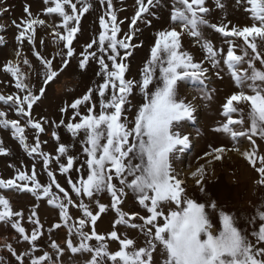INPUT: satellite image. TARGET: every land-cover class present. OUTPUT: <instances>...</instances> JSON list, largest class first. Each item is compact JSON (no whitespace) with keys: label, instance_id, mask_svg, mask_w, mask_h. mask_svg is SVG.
I'll list each match as a JSON object with an SVG mask.
<instances>
[{"label":"snow or ice","instance_id":"6c2138e0","mask_svg":"<svg viewBox=\"0 0 264 264\" xmlns=\"http://www.w3.org/2000/svg\"><path fill=\"white\" fill-rule=\"evenodd\" d=\"M236 2L243 5L247 19L251 21L249 24L210 23L206 0H175L170 14L171 23L155 33L139 79H129L126 76L129 58L141 46L132 43L139 30L138 22L150 24L147 17L154 14L152 9L158 7L161 0H136L137 7L130 20L129 31L122 38L113 0H99L100 5L106 6L98 21L100 31L79 53L78 68L85 70L90 61H94L99 65L97 75L100 81L89 87L80 98L61 108L64 113L72 112L71 122L61 120L56 125H64L73 137L84 134V160L77 166L78 158L64 144L58 143L55 154L42 150L40 134L46 130V121L34 119L32 108L44 96L46 86L77 55L73 41L81 33V21L92 4L89 0H43L45 13L61 20L53 27L52 33L54 43L62 44L56 54L61 56L60 66L54 67L55 57L46 59L40 51H35L36 59L43 66L44 80L42 86L33 92L27 82L28 73L21 67V64L29 68L32 65L27 58L21 59V51L16 52V61L7 62L3 71L15 79V87L22 95H0V103L25 119L23 123L20 119L11 120L7 118L6 111H0V127L10 129L29 156L42 160V168L47 172L50 183H42L38 179L34 166L30 172L17 169L13 178H0V190L28 193L36 201L43 200L57 209L59 222L52 228L66 227L70 234L79 236L78 246L70 238L66 239V249L74 255L89 253L87 264H107V261L112 264H153V254L158 248L162 264H264V247H257L250 241L237 224L236 217L218 208L214 201L205 204L189 198L183 187L185 182L178 177L172 164L177 154L191 147L189 136L180 131L183 122L196 123V107L180 97V82L190 80L197 83L201 86L202 99L213 98L206 84L209 69L182 50L181 38L187 34L200 45L205 54L203 61L218 69L215 75L223 79L221 72L226 70L236 89L224 98L220 115L225 119L213 130L236 144L243 140L250 142V150L242 155L258 173L257 183L264 185V154L259 153L255 139L258 137L264 141V0ZM216 3L223 8L222 0H216ZM7 10L0 11V16ZM25 12L27 18L19 23L12 21L19 33L16 40L21 45L27 40L35 47L36 27L44 26L45 20L33 16L27 7ZM205 29H211L224 38L228 45L226 52L217 49L206 38ZM3 30L4 26L0 25V31ZM4 43V37L0 36V45ZM154 84L156 86L152 90L150 86ZM136 89L142 95L143 103L136 106L132 119H129L130 97ZM241 105L247 107V112ZM81 106L86 107V113H81ZM26 128L34 132L33 144L27 142ZM52 136L59 141L56 132H52ZM232 150L240 149L234 147ZM225 151L224 147H218L207 155L220 160ZM6 155L9 151L0 141V156ZM134 158L138 163H133ZM52 163L58 166L56 170L50 167ZM74 168L79 173L77 180L68 175ZM57 170L65 176L70 190L57 180ZM204 171L201 167L193 173L197 184L202 183ZM129 192L146 215L128 213L120 207ZM102 193L110 196L108 205L100 202ZM85 197L90 203L84 202ZM170 205L175 207H169L166 213L164 208ZM38 207L34 203L27 217L33 225L29 233L22 225L25 219L23 211L13 210L10 200L0 195V223L15 229L33 252L43 235ZM70 207L78 208L82 213L81 218L72 224H69L73 219L69 214ZM109 209L116 216L113 230L100 234L96 231L97 221ZM217 212L221 228L214 234L212 216ZM259 219L264 221V210L259 211ZM118 226L138 229L145 237V246L137 248L133 239L117 231ZM85 228L89 231H84ZM91 240L97 241V245L88 243ZM256 240L264 244V227L259 228ZM108 241L118 242L119 249L110 252ZM7 248L18 264H25V256L30 255L27 251L20 255L11 245ZM51 248L55 255L47 252L41 256L32 255L30 264H60L58 257L65 249L55 241L51 242Z\"/></svg>","mask_w":264,"mask_h":264},{"label":"rangeland","instance_id":"374dc122","mask_svg":"<svg viewBox=\"0 0 264 264\" xmlns=\"http://www.w3.org/2000/svg\"><path fill=\"white\" fill-rule=\"evenodd\" d=\"M89 2L92 4V8L83 17L81 21L82 31L73 41V47L77 55L71 59L68 67L46 86L44 96L32 108V116L34 119L46 121L44 123L46 130L40 134L42 150L49 154H55L58 143L64 144L69 148V152L78 158L77 166L82 164L84 160V154L82 152L84 134L81 133L79 136L73 137L64 125H60V127L56 125L61 120H64L65 123L71 122L72 112L64 113L61 111V108L74 99L80 98L89 87H92L94 83L100 81V77L97 75L99 65L94 61H90L85 70L78 68L79 53L92 38L98 35L100 31L98 23L99 17L104 14L106 8V6L100 5L99 0H89ZM222 3L224 5L223 8L217 6L216 0H206L205 6L209 9L207 19L210 23L221 24L230 21L233 25L243 26L251 22L247 19L243 5H238L236 0H222ZM174 4L175 0H161L160 5L152 9L154 14L147 17L151 21L150 24L146 25L143 21L138 22L139 30L132 43L141 46L136 48L133 56L129 58L127 78L139 79L140 69L150 55V48L153 45L155 33L167 28L171 23L170 14ZM113 6L118 16V23L121 27L120 38H122L129 31V23L137 7L136 0H113ZM26 7L29 8L33 16L45 20L44 26L36 27L35 47L28 43L27 40L22 45L18 43L16 36L19 33L12 23L13 20L19 23L22 19L27 18V13L25 12ZM5 8L8 10L0 16V25L4 26V30L0 31V36H3L5 41L4 44L0 45V95H22L15 87V79L3 71V66L7 62L16 61L17 51L22 52L21 59L27 58L32 65L29 68L21 64V67L28 73L27 82L30 83L33 92H36L43 84L44 70L43 66L36 59L34 52L40 51L46 59L55 57L53 60L54 67L59 68L61 56L56 54L60 51L62 44L58 45L54 43L55 37L52 33L53 27L61 23V20L55 15L49 16L45 13L46 5H44L43 0H0V11ZM205 36L217 49H224L226 52L228 45L224 42V38L220 34L215 33L211 29H205ZM181 42L182 50L192 54L197 62H203L204 66L209 69L206 84L213 98L211 100L202 99V93L200 92L201 86L197 83L190 80L180 82V97L185 99L186 102H191L196 107V123L183 122V127L180 131L182 134L189 136L191 147L185 152L177 154V158L172 161L173 168L178 174V177L185 182L183 187H185L186 195L189 198L194 199L197 203L205 204L209 201H214L218 208L226 210L229 214L236 217L237 224L248 235L250 241L255 242L257 247H264V244L256 240V234L259 228L264 227V221L259 219V211L264 210V185L257 183L259 179L258 173L242 155L244 151L250 150V142L243 140L241 143L236 144L229 137L213 130L225 119L220 115L221 104L224 98L236 89L226 70L221 72L223 79H220L215 75L218 69L212 68L209 63L203 61L205 54L201 50L200 45L192 37L185 34L182 36ZM237 54H240L239 50H237ZM257 66H260L259 63H257ZM222 67L224 66L222 65ZM155 86L154 84L150 87L154 90ZM95 99L94 97V101ZM130 102L131 111L129 113V119H132V115L136 111V106L143 103V97L138 89L134 90L133 95L130 97ZM241 107L247 112L245 105H241ZM0 111H6L7 118L11 120L20 119L23 123L25 119L24 117H19L14 110H10L7 105H3L2 103H0ZM81 113H86L85 106H81ZM52 132L57 133L60 137L59 141L52 136ZM25 135L27 142L30 141L33 144L35 140L33 130L26 128ZM12 138L13 135L10 129L0 127V141H3V146H6L5 148L10 152L12 150V144L8 141H11ZM255 139L257 145H259V153L264 154V141H261L258 137ZM44 146L46 148H43ZM218 147H224L226 149L225 153L222 154V159L216 160L214 155H207ZM234 147H238L240 150H232ZM39 162V158H27L22 153L19 156V163L24 167L25 172H28V167L32 169L36 166L35 168L38 169L40 166ZM133 163H138V160L134 158ZM50 167L53 170L58 168L55 163H52ZM201 167L205 171L202 177V183L197 184V180L193 178V173ZM41 170V172H37L36 170L38 179L42 183H49L47 172L44 169ZM2 172L5 175H11L14 172L11 154L0 156V176ZM57 172L59 174L58 170ZM68 175L73 180H77L79 173L74 168ZM64 181L66 182V178ZM68 186L70 190V185ZM201 188L204 189L203 192ZM17 194V192L13 193L11 190H0V195L10 200L13 210L21 206H33V204L20 198L21 196L18 197ZM110 199L107 193L99 195L100 202L105 205L110 203ZM120 207L128 213L139 212L141 215H146L145 211L139 207L134 195L130 192L124 198V203ZM169 207L174 208L175 205L165 207L164 210L166 213ZM38 208L40 209V207ZM209 211L211 210L209 209ZM107 213L110 219L106 228L110 230L116 216L115 212L111 209L105 214ZM81 216L82 213L80 212L79 217L81 218ZM212 222L214 225L213 233L215 234L221 228L218 212L213 214ZM3 225L4 227L0 228V259H2V264H18L17 260L13 259L7 248V245H12L11 237L14 229L8 224ZM30 229L32 230L33 227ZM30 229L27 228V231ZM50 229H52L51 231L57 230L49 226H44L41 237L48 242H44V239L38 240L36 242V250H44L45 252L52 250L51 244H49L50 238H45L51 232L49 231ZM85 229L84 231H86ZM141 235L144 238L143 233ZM69 236L73 240V244L78 246L80 242L79 236L70 233ZM50 241L52 242L53 240L51 239ZM88 243L95 246L98 242L91 240ZM21 246L23 252H33L30 245L22 243ZM89 259L90 254L85 252L84 264H87ZM68 262L71 261L68 260ZM107 262L108 264L111 263L110 261ZM25 264H30V260L25 259ZM153 264H162V256L159 248L153 254Z\"/></svg>","mask_w":264,"mask_h":264},{"label":"crops","instance_id":"0c3cea01","mask_svg":"<svg viewBox=\"0 0 264 264\" xmlns=\"http://www.w3.org/2000/svg\"><path fill=\"white\" fill-rule=\"evenodd\" d=\"M8 142H11V144H12L11 152L8 149L7 150L9 151V154H11L12 159H13V170H14V172L11 175H5L2 172L0 178H4V179L13 178L15 176V174H16L17 169L25 171L24 167L22 165H20V163H19V156H20L21 153L24 154L27 158H31V156H29L24 151L23 147L19 144L18 140H16L14 137L12 138L11 141H8ZM28 143L31 144L30 141H28ZM4 147H6V146H4ZM43 148H46V146H44ZM39 160H40V162H39L40 166H39L38 169L35 168L37 170V172H41L42 171L41 169H43L42 168V160L41 159H39ZM30 171H31V167H28V172H30ZM56 176H57V180L61 183V185L63 187H65L66 190H69L68 184L64 181L65 177L62 176L60 173L58 174L57 171H56ZM49 183H50V180H49ZM11 191L13 193L14 192L16 193V191H14V190H11ZM17 193H18L17 194L18 197L21 196L20 198H23L24 201H26V202L28 201V203H30V204H34L35 203V204L39 205L40 209L38 208L37 211H38V214H39L40 222H41V224H43V227L44 226H49L50 228H52V226L55 223L59 222L58 221V216H57V212H58L57 209L52 208L51 206L46 204L43 200L36 201L35 198L32 197L28 193H20V192H17ZM70 194L73 195V197L75 199H79L78 197H75L74 193H70ZM84 199H85L84 200L85 203L86 202L90 203L86 197ZM92 207L94 208V205ZM31 209H32V207L21 206V207H18L15 210V211H23L25 219L22 221V225L25 227L26 230H27V228L30 229V228L33 227V225L30 222H28V220H27V217L30 215V210ZM80 212L81 211L78 208L70 207L69 214L72 216L73 219L69 221V224H72L74 221H78L79 220ZM109 219H110V216L108 215V213L101 215L100 219L97 221V224H96V231L98 233L106 234V233H109L110 231L113 230V228H111L110 230L108 228H106L107 227V223L109 222ZM3 227H4V225L2 223L0 225V228H3ZM85 230L87 232V231H89V228H86ZM131 230H133V231H131ZM117 231L121 235H126L128 238L133 239L135 241V246L137 248L145 246V237L144 238L141 237L142 233L138 229L125 228L124 226H118ZM134 231H136V232H134ZM28 232L30 233L31 229ZM47 237H49L50 240L52 239L53 241L58 243L61 246L62 249H65V251L63 252V255L58 257V260L60 261V264H73V261L75 262L74 264H84L83 260H84V257H85V253H83V254L77 253V254L74 255L70 251L68 252V250L66 249L65 241H66V239H69V237H70L68 229L66 227H61V228H59L57 230H53V231L49 232L46 235L45 238H47ZM43 239H44L43 237H40L38 240H43ZM50 240H49V244H51ZM46 241L44 239V242H46ZM72 242H73V240H72ZM22 243L23 244H28L27 242H24L22 239L19 238V234L14 229L13 232H12V237H11V244H12L11 247L20 255H24L25 254V252H23L21 250V247H22L21 244ZM108 248H109L110 252L114 253L115 251H117L119 249V244H118V242H115V241H108ZM44 253H45L44 250H36L35 252H32V253L29 252L30 255L25 256V259L31 260V256L32 255L41 256ZM47 253L55 255V250L52 249L50 252H47ZM12 257H13L14 260H16L14 256H12ZM68 260H70L71 262H68ZM107 264H108V262H107ZM110 264H112V262Z\"/></svg>","mask_w":264,"mask_h":264}]
</instances>
